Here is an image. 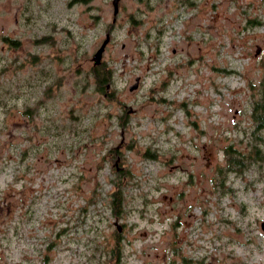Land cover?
I'll use <instances>...</instances> for the list:
<instances>
[{
	"label": "rangeland",
	"instance_id": "1",
	"mask_svg": "<svg viewBox=\"0 0 264 264\" xmlns=\"http://www.w3.org/2000/svg\"><path fill=\"white\" fill-rule=\"evenodd\" d=\"M118 4L0 0V264H264V0Z\"/></svg>",
	"mask_w": 264,
	"mask_h": 264
},
{
	"label": "trees",
	"instance_id": "2",
	"mask_svg": "<svg viewBox=\"0 0 264 264\" xmlns=\"http://www.w3.org/2000/svg\"><path fill=\"white\" fill-rule=\"evenodd\" d=\"M93 71L95 78V81L93 83L96 86L97 90L100 92H106L107 94H110L111 91L109 92L106 91V87L108 83L109 84L112 83L114 69L111 66H109L107 62L102 61L99 65L93 68ZM260 84H262L264 88V79L261 81ZM252 115H253V120L256 121L258 127L264 126V99H260L255 102ZM225 153L227 155L226 165L222 168H219L218 173L220 170L227 171V168L230 165L235 166L241 164V162H239V160L236 157H233L235 156V150L230 145L227 146V148L225 149ZM150 154L151 156H154L152 153ZM222 177H224V174H222ZM110 196H111L110 204L112 205L113 210H116L117 206L119 205L120 193H118V191L114 189L113 194H111Z\"/></svg>",
	"mask_w": 264,
	"mask_h": 264
},
{
	"label": "water",
	"instance_id": "3",
	"mask_svg": "<svg viewBox=\"0 0 264 264\" xmlns=\"http://www.w3.org/2000/svg\"><path fill=\"white\" fill-rule=\"evenodd\" d=\"M119 0H112V5H113V11H112V22L116 19V16H117V13H118V9H119ZM110 38V31L107 30L106 31V37L105 39L103 40L102 44L100 45V47L96 50L94 56H93V63L95 65L99 64L101 62V54H102V51L104 49V46L105 44L107 43V41L109 40ZM139 77H136V80H138ZM138 82H134L132 85L129 86L130 89H133L137 86ZM115 224L117 226V229L120 231L121 229V225L118 224L117 221H115ZM261 227L262 229H264V222L261 223Z\"/></svg>",
	"mask_w": 264,
	"mask_h": 264
},
{
	"label": "flooded vegetation",
	"instance_id": "4",
	"mask_svg": "<svg viewBox=\"0 0 264 264\" xmlns=\"http://www.w3.org/2000/svg\"><path fill=\"white\" fill-rule=\"evenodd\" d=\"M118 14V13H117ZM39 264H41V263H39Z\"/></svg>",
	"mask_w": 264,
	"mask_h": 264
}]
</instances>
